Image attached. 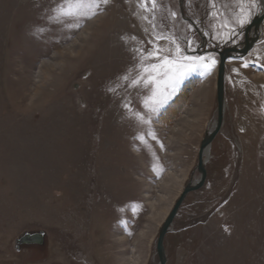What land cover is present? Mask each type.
<instances>
[{"label":"rangeland","instance_id":"374dc122","mask_svg":"<svg viewBox=\"0 0 264 264\" xmlns=\"http://www.w3.org/2000/svg\"><path fill=\"white\" fill-rule=\"evenodd\" d=\"M61 3L0 0V264H158L159 229L199 178L216 120L214 51L241 44L263 3L243 26L235 0H158L154 14L108 0L57 19ZM259 36L227 60L224 123L165 236L166 264H264V21ZM154 46L203 59L174 87L133 85L136 50Z\"/></svg>","mask_w":264,"mask_h":264},{"label":"snow or ice","instance_id":"6c2138e0","mask_svg":"<svg viewBox=\"0 0 264 264\" xmlns=\"http://www.w3.org/2000/svg\"><path fill=\"white\" fill-rule=\"evenodd\" d=\"M107 2L108 0H62V3L57 7V9H55L57 13L56 18L59 19L60 17L79 16L83 14L82 9L87 8L91 11L92 9L98 7L100 3L106 4ZM215 2L216 0H210L213 8L215 7ZM235 2L239 5V10L235 14V18L239 25L243 26L244 24L250 22L251 10L256 7L257 0H235ZM149 4H151V7H148ZM244 4H248L249 7L245 9L243 6ZM142 6L145 12L154 14L158 9V0H142ZM91 14L95 15V11H92ZM210 15H212L214 18H219V16L222 14L220 12L213 11L210 13ZM170 16L175 18L176 13L172 11L170 12ZM144 19L151 24L153 30L157 28L155 15L152 16L151 20H149L148 16H145ZM161 39L170 40L174 44L176 43L174 35L169 37L161 33L155 37V40ZM136 51L139 53L142 59L141 64L138 66L140 68V72H138L137 77L133 79V85L138 84L141 80H143L145 84L152 83L158 76L160 79L167 77L168 84L174 87L175 84L181 79L182 75H186L191 71L197 70L198 67H200L197 62L203 59L201 57L187 56H181L178 59H172L168 56H162L161 54L164 50L158 46H154V49L147 53H145L143 49H137ZM176 51L177 53L181 51L179 44L176 45ZM153 59L159 60V63H145V61ZM181 61H191V63H181ZM214 65L215 60H212L211 65L204 64L203 67L210 70L211 66ZM184 69L187 71H182ZM153 73H155V76ZM144 74H147L146 78ZM127 78V76L124 77V79Z\"/></svg>","mask_w":264,"mask_h":264},{"label":"water","instance_id":"95a60500","mask_svg":"<svg viewBox=\"0 0 264 264\" xmlns=\"http://www.w3.org/2000/svg\"><path fill=\"white\" fill-rule=\"evenodd\" d=\"M263 7L261 11L251 20V22L245 27L243 33V40L241 44L226 47L221 51H214L218 56V66L216 70V82H215V93H216V120L212 126V128L205 134L202 139L199 149H198V159L196 170L199 174V178L187 184L180 194L179 198L175 202L173 208L165 218L163 224L161 225L157 240H156V248L155 254L158 259V264H166V254L164 248V239L165 236L170 232V227L173 223V220L185 200L186 196L192 192H195L202 188L206 179V170L205 166L209 161V150L211 147V143L215 136L220 132L225 117V94H224V76H225V66L227 60L237 57L246 56L249 51L253 49L255 44L258 42L260 36L259 32L262 27V23L264 21V0ZM203 40V39H202ZM40 242V236H24L19 240L21 244H34Z\"/></svg>","mask_w":264,"mask_h":264},{"label":"bare ground","instance_id":"6f19581e","mask_svg":"<svg viewBox=\"0 0 264 264\" xmlns=\"http://www.w3.org/2000/svg\"><path fill=\"white\" fill-rule=\"evenodd\" d=\"M261 1V0H260ZM263 3V2H262ZM210 151V150H209Z\"/></svg>","mask_w":264,"mask_h":264}]
</instances>
